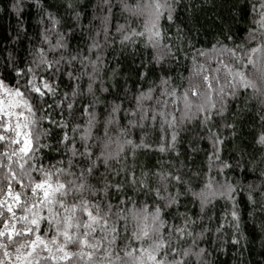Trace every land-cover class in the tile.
Segmentation results:
<instances>
[{
	"label": "trees",
	"instance_id": "trees-1",
	"mask_svg": "<svg viewBox=\"0 0 264 264\" xmlns=\"http://www.w3.org/2000/svg\"><path fill=\"white\" fill-rule=\"evenodd\" d=\"M256 5L257 0H111L110 3L106 0H0V65L7 82L14 85L17 73L12 68L27 71L40 59L54 60L64 52L62 44L67 45L66 55L70 53L90 61H97L99 56L102 72L95 83V96L76 99L78 122L87 128L89 114L97 113L99 122H94L93 134L103 137L104 129L109 127L107 120L115 116V123L110 126L113 133L117 129L131 128L135 142L144 140L149 144L151 147L137 150V176L141 170L160 171L161 162L168 160L180 167L186 165L202 170L209 177H227L233 184L238 180L257 184L264 182V177L260 176L264 168V148L258 143L264 136V105L243 79L254 71L249 57L264 63V55L255 52V42H248L257 34L253 32L257 28ZM237 55L242 63L232 70V65L238 63ZM60 67L58 79L54 68L43 73L49 80L56 79L58 85L59 95L45 97L46 104L51 105L45 114L51 113L57 124L63 123L68 113L62 114L56 102L76 87V81L70 80L66 73L72 71L78 75L84 70L83 65L76 62L71 68L66 63ZM213 76L226 78L221 80L225 86L227 81L232 85L224 115L212 113L205 125L208 113L201 112L197 113L198 118L177 123L175 128L170 126L167 119L171 115L180 117L185 110L189 115L195 111L185 103L192 85L202 78L211 84ZM88 82L84 78L80 89H86ZM104 88L108 91L104 92ZM232 91L236 92L235 96L231 95ZM191 100L195 101L196 97L192 96ZM0 104H3L2 99ZM45 127L52 129L57 140L65 131L50 123ZM173 131L178 134L180 158L170 150L159 151L161 147L171 148ZM77 147L82 148V145L77 144ZM99 151V146L94 147L93 155ZM67 158L63 149L59 153H46L48 161ZM222 162L232 167L224 170ZM129 163L133 161L130 159ZM170 167L163 164L164 169ZM104 172L101 165L92 183L99 186V180L104 179L100 174ZM105 175L115 184H125L129 179L125 173ZM254 196L256 203L248 199L246 191L239 193V233L234 234L224 201L216 200L218 207L209 209L214 217L211 227L220 230L209 232L201 241V247L211 254V264H264V207L261 206L264 196L260 192H255ZM131 197L135 198L137 207L145 200L152 204L156 199L125 187L122 191L111 189L107 203L116 212L121 201L127 200L124 208L130 210L133 208ZM190 201L191 198L181 199L178 208L165 213V219L179 225L177 213L189 212L196 218L199 202L192 206ZM47 225L45 221L41 235ZM125 225L124 220L117 224L113 255H123L121 249L126 244L133 249L142 247L132 238V228ZM102 234L97 231V235ZM237 239L239 243L235 242Z\"/></svg>",
	"mask_w": 264,
	"mask_h": 264
},
{
	"label": "clouds",
	"instance_id": "clouds-1",
	"mask_svg": "<svg viewBox=\"0 0 264 264\" xmlns=\"http://www.w3.org/2000/svg\"><path fill=\"white\" fill-rule=\"evenodd\" d=\"M255 22L257 28L253 32L257 34L251 36L248 42L254 41L257 45L255 52L264 55V0H257ZM62 47L64 52L54 60L40 59L27 71L12 68L17 73L14 85L7 82L0 65V99L3 100L0 104V145L3 146L0 147V222H3L0 223V264H193V261L195 264H211V254L207 248L201 247V241L209 232L218 233L220 230L211 227L214 217L209 209L218 207L216 200L224 201L234 234L239 233V193L246 191L248 199L256 203L254 193L260 192L264 196V182L245 184L238 180L233 184L227 177H209L202 170H193L186 165L180 167L168 160L161 162L160 171L141 170L137 176V150L151 147L149 144L144 140L135 142L131 128L117 129L113 133L110 126L115 123V116L107 120L109 127L104 129L103 137L93 134L94 122H99L97 113L89 114L87 128L78 122L76 99L95 96V83L102 72L101 57L90 61L70 53L66 55L67 45L62 44ZM236 60L238 63L232 65V70L242 63L239 55ZM73 62L83 65L84 70L78 75L72 71L66 73L70 80L76 81V87L56 102L62 114L64 111L68 113L63 123L57 124L51 113L45 114L51 108L50 104H46L45 97L59 95L58 85L56 79L49 80L43 73L54 68V76L58 79L62 63L71 68ZM248 62L253 64L254 71L244 75L243 79L264 105V63L252 57L248 58ZM84 78L89 82L82 90L79 84ZM222 79L226 78L213 76L211 84L203 78L194 83L185 103L189 104V109L194 107L195 111L189 115V111L185 110L180 117L171 115L167 123L175 128L177 123L191 121L194 117L198 118L197 113L203 112L208 113V119L204 121L207 125L212 113L224 115L227 111L225 101L232 85L230 81L226 82V86L221 84ZM231 95L235 96L236 92L232 91ZM192 96L196 97L195 101L191 100ZM144 118L147 119L146 116ZM46 123L65 130L58 140L53 136L52 129L45 127ZM171 139V148L161 147L159 151L167 153L170 150L180 158L175 131ZM26 141L29 142L28 151L23 150ZM258 143L264 148V136ZM77 144H81L82 148H78ZM96 146L100 151L94 156L93 148ZM62 149L67 159L54 162L46 159V153H59ZM130 159L133 163H129ZM78 160H85L86 163L78 164ZM163 164H170L171 167L164 169ZM101 165L105 169L100 174L104 179L99 180L97 186L92 179L96 178L95 173ZM229 167L232 165L223 163L224 170ZM215 171L223 175L219 170ZM105 173H125L129 179L125 184H115L107 180ZM260 176L264 177V168ZM125 187L156 199L152 204L145 200L137 207L135 198L131 197L132 209L125 210L124 205L128 201L122 200L119 210L114 212L113 206L107 203L108 193L113 188L122 191ZM45 192H48L47 196ZM97 197L101 199H94ZM184 198H191L192 206L199 202L198 216L193 218L189 212L177 213L181 221L179 225L166 220L165 213L178 208ZM261 206L264 207V204ZM90 212L92 216L88 215ZM120 220L126 222V227L132 228V238L139 241L142 247L133 249L126 244L121 249L123 255H113L117 240L113 234ZM33 221L36 223L33 224ZM45 221L48 225L41 235L40 229ZM98 230L103 234L97 235ZM235 242L239 243V239Z\"/></svg>",
	"mask_w": 264,
	"mask_h": 264
},
{
	"label": "snow or ice",
	"instance_id": "snow-or-ice-1",
	"mask_svg": "<svg viewBox=\"0 0 264 264\" xmlns=\"http://www.w3.org/2000/svg\"><path fill=\"white\" fill-rule=\"evenodd\" d=\"M156 35L159 36V33L157 32ZM28 144H29V142L26 141V143H25V148L23 149L24 151H28ZM37 187L43 188V187H45V186H44V185H37ZM49 187H50V186H49ZM61 187H62V186H61ZM47 195H48V192H45V196H47ZM88 215H89V216H92L93 214L90 212V213H88ZM35 223H36V221H33V224H35ZM84 243L86 244L87 241H84ZM32 247L35 248V247H36V244L33 243Z\"/></svg>",
	"mask_w": 264,
	"mask_h": 264
}]
</instances>
